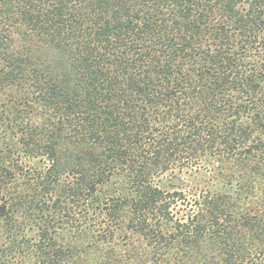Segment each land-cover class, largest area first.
I'll list each match as a JSON object with an SVG mask.
<instances>
[{
    "label": "trees",
    "instance_id": "16d2710c",
    "mask_svg": "<svg viewBox=\"0 0 264 264\" xmlns=\"http://www.w3.org/2000/svg\"><path fill=\"white\" fill-rule=\"evenodd\" d=\"M0 233V264H264V0H0Z\"/></svg>",
    "mask_w": 264,
    "mask_h": 264
},
{
    "label": "rangeland",
    "instance_id": "374dc122",
    "mask_svg": "<svg viewBox=\"0 0 264 264\" xmlns=\"http://www.w3.org/2000/svg\"><path fill=\"white\" fill-rule=\"evenodd\" d=\"M33 161H30L29 162V164L31 165V166H33ZM29 164H27V165H29ZM18 186V185H17ZM2 235V233H0V246L2 245V246H5V244H6V240H5V238H3V236H1ZM5 264H12L13 263V258H10V256L8 255V256H6V259H5Z\"/></svg>",
    "mask_w": 264,
    "mask_h": 264
}]
</instances>
